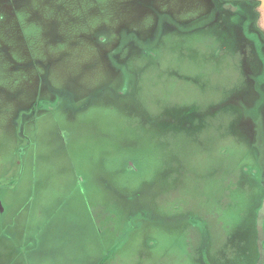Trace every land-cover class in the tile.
<instances>
[{"label":"rangeland","instance_id":"obj_1","mask_svg":"<svg viewBox=\"0 0 264 264\" xmlns=\"http://www.w3.org/2000/svg\"><path fill=\"white\" fill-rule=\"evenodd\" d=\"M231 4L0 0V264H264V31Z\"/></svg>","mask_w":264,"mask_h":264},{"label":"crops","instance_id":"obj_2","mask_svg":"<svg viewBox=\"0 0 264 264\" xmlns=\"http://www.w3.org/2000/svg\"><path fill=\"white\" fill-rule=\"evenodd\" d=\"M220 1L227 4L228 7H232L230 6V3H232L231 5H233L244 2L247 3L248 5H251L252 8L251 7L248 8L255 12L254 23H256L264 31V0H220ZM233 11L235 12V10H232L231 12Z\"/></svg>","mask_w":264,"mask_h":264},{"label":"water","instance_id":"obj_3","mask_svg":"<svg viewBox=\"0 0 264 264\" xmlns=\"http://www.w3.org/2000/svg\"><path fill=\"white\" fill-rule=\"evenodd\" d=\"M0 209L3 210L4 209V206H3V203L2 201H0Z\"/></svg>","mask_w":264,"mask_h":264},{"label":"flooded vegetation","instance_id":"obj_4","mask_svg":"<svg viewBox=\"0 0 264 264\" xmlns=\"http://www.w3.org/2000/svg\"><path fill=\"white\" fill-rule=\"evenodd\" d=\"M221 4H223L224 6L226 5L227 6V4H225L224 2H221ZM229 8V7H228ZM1 210V209H0ZM5 210V208L3 209V210H1V211H4Z\"/></svg>","mask_w":264,"mask_h":264},{"label":"trees","instance_id":"obj_5","mask_svg":"<svg viewBox=\"0 0 264 264\" xmlns=\"http://www.w3.org/2000/svg\"><path fill=\"white\" fill-rule=\"evenodd\" d=\"M232 11V10H231Z\"/></svg>","mask_w":264,"mask_h":264}]
</instances>
